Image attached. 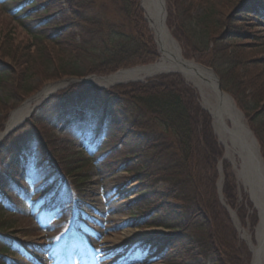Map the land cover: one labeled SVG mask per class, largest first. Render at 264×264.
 I'll list each match as a JSON object with an SVG mask.
<instances>
[{"label": "rangeland", "instance_id": "374dc122", "mask_svg": "<svg viewBox=\"0 0 264 264\" xmlns=\"http://www.w3.org/2000/svg\"><path fill=\"white\" fill-rule=\"evenodd\" d=\"M59 2L32 0L29 18L23 24L12 18L8 7H0V70L9 65L17 71L10 76L7 74V77L5 74L0 75V133L6 128L11 114L29 105L28 112L0 138V190L6 184L9 185V191H12L15 181L8 182L5 177L12 170L18 169L22 176L29 166L37 171L25 176L28 180L24 179L25 182L21 183L22 190L17 192L18 195L30 201L31 193L23 191V187H31L33 181L39 183L46 175H52L60 183L75 187V196L82 203L81 211H76L75 219L67 222L59 218L57 210L44 213L39 211L40 205H36L32 215L27 217L25 212L14 213L8 203L2 201L5 206L0 210V233L14 240L12 250L15 253L3 252L0 264H253L252 251L239 228L255 242V226L259 220L257 210L250 198L249 187L239 173L240 159L236 153L227 152L215 129L214 120L213 133L222 147L215 181L219 208L215 212L217 216L208 218L206 223L209 233L221 241L218 260L204 253L209 251L210 243L208 251H201V248L195 246L197 239L201 238V242H205L204 232L185 227L174 231L167 225L162 209L166 203L178 209L179 202L162 194L159 196L158 192L168 191L167 185L147 180L138 170V158L135 153L131 154L127 141L135 135L131 141L134 146L139 144L141 134L136 131L141 129V121L133 118L139 112L132 107L131 102L126 101L127 95L119 88L128 83L106 86L99 93H91L79 99L82 109H91L94 113L95 121H99L103 115L109 122L107 130L103 128L107 137L96 139V135H93L86 140L75 137V134L73 136L69 122L75 123L76 119H83V116H74L71 111L60 110L63 99L56 97L59 99L55 100L57 106L52 101L57 92L73 83L63 87L51 86L70 76L41 81V67L35 68L32 63L34 68H29L37 48L34 47L35 39L28 29L34 34L39 27H43L37 26L41 19L57 15ZM257 2L164 0V10L165 24L170 12L171 21L179 31H185L190 20L207 14L209 9L215 11L211 20L218 25L217 32H226L232 39L227 42L235 44V49L239 51L238 59L242 64L236 92L238 101L251 112L245 114L238 107L235 97L227 93L244 114L264 163L261 142L257 137L259 132L264 144V17L253 14L252 9ZM41 9L47 10L44 12ZM108 9V17L116 19L113 9ZM145 22L154 37V31H150L148 22ZM166 26L171 33V29ZM50 27L53 25L45 26V31H50ZM44 41L54 51H58L60 45H54L46 39ZM176 42L183 58L195 62L194 58L184 57L182 45ZM155 45L158 55L152 62L159 58L158 45ZM187 82L197 94L200 107L205 109L200 92L191 82ZM94 128L92 125L90 131L96 134ZM150 143L149 146L153 144ZM103 154L100 161H93V157ZM44 160L46 164L40 167ZM224 162L229 165L235 180V206H230L222 193ZM70 168L75 171L66 172ZM52 170L59 174H53ZM76 171L80 172L79 177H76ZM253 214L255 219L252 218ZM75 226L86 228L84 240L91 244L90 251L83 249L76 240L64 247V240L74 239ZM3 241L0 239V248L4 245ZM146 244L154 245L153 251H139V245Z\"/></svg>", "mask_w": 264, "mask_h": 264}, {"label": "trees", "instance_id": "16d2710c", "mask_svg": "<svg viewBox=\"0 0 264 264\" xmlns=\"http://www.w3.org/2000/svg\"><path fill=\"white\" fill-rule=\"evenodd\" d=\"M11 2L19 5L18 11L11 14L12 18L23 24L29 18L32 0ZM108 8L113 9L116 19L108 17ZM41 10L46 12L47 9ZM252 11L254 15L263 14L264 0H258ZM57 12V15L41 19L37 26L43 27H39L36 33L28 29L37 48L29 68H34L32 63L35 68L41 67V81L92 73L105 75L119 68L152 62L158 55L139 0H60ZM214 14L215 11L209 9L207 14L190 20L185 31H179L169 12L167 25L182 45L183 55L212 67L220 78L222 88L234 96L238 107L248 114L251 111L238 101L236 92L242 64L238 59L239 51L235 49V44L227 42L232 39L226 32H217L218 25L211 20ZM47 25H53L50 31H45ZM45 39L60 45L58 51L46 45ZM5 68L0 70V75L7 77V74L17 73L12 66ZM119 88L127 95L126 101L131 102L139 112L133 118L141 121V129L136 133L141 134L142 140L136 146L131 141L135 135L128 137L127 141L131 154L135 153L138 158V170L147 180L167 185L168 191L158 192L159 196L162 194L179 202L178 209L168 203L162 209L167 225L174 231L185 227L204 232L205 242L197 239L195 246L202 251L207 250L210 243L209 251L204 253L218 260L221 241L209 233L206 222L208 218L217 216L215 212L219 208L215 181L222 147L213 133L209 114L200 107L194 89L179 73L160 74L144 82L123 84ZM99 91L102 90L74 83L57 92L52 101L55 106L57 98L63 99L60 106L61 110H65L68 105L79 104L80 98ZM257 137L264 156L259 132ZM150 142H153L151 146ZM73 171L75 169L66 170L68 173ZM78 174L80 172L76 171L75 175ZM223 174L222 193L226 202L235 206L236 184L225 162ZM252 218L255 219L254 214ZM7 250L3 245L0 254Z\"/></svg>", "mask_w": 264, "mask_h": 264}, {"label": "bare ground", "instance_id": "6f19581e", "mask_svg": "<svg viewBox=\"0 0 264 264\" xmlns=\"http://www.w3.org/2000/svg\"><path fill=\"white\" fill-rule=\"evenodd\" d=\"M162 4L163 0H142L146 18L151 30L154 31L159 46V62L149 66L120 70L102 78L94 77L90 83L107 86L115 82L142 79L159 72L161 62L170 63L174 68L183 72L186 79L200 92L202 105L211 113L215 129L226 146L227 152L232 151V153L244 156L242 148L249 147L250 155L258 172L255 179L252 178L248 181L250 198L259 214L260 225L255 229V242L245 234L244 230L238 228L253 253L252 263L264 264V253L261 252V247L264 246V163L259 154L257 142L247 126L244 114L230 95L219 89L214 73L183 58L179 45L165 25ZM28 108L29 105L26 104L16 110L6 123L7 129L22 118L28 112Z\"/></svg>", "mask_w": 264, "mask_h": 264}, {"label": "water", "instance_id": "95a60500", "mask_svg": "<svg viewBox=\"0 0 264 264\" xmlns=\"http://www.w3.org/2000/svg\"><path fill=\"white\" fill-rule=\"evenodd\" d=\"M162 8H163L162 9L163 10V15H165L164 14L165 11H164L163 4H162ZM160 67H161V70L159 72H157V73L176 71V72H180L184 76V74H183V72L181 70L175 69L173 67V65L170 64V63L161 62L160 63ZM203 68L209 69L208 67H205V66H203ZM94 77L95 78L96 77L102 78L103 76H97V75L92 74V75H88V76H84V77H68V78L62 79V80H60L58 82H55L51 86L63 87V86H66L67 84H70V83H86V84H90V80L92 78H94ZM216 79H217L218 87L221 88L219 80H218L217 77H216ZM139 80H141V79H139ZM115 83H117V82H115ZM7 130H9V128L7 129V126H6V130L0 135V137H2L4 134H6ZM242 151L244 153L243 154L244 156H242L241 154L238 155V157L240 159V170H239V173L242 176L245 184L248 186V181L251 180L252 178L255 179L256 178V174L258 172L256 170V167H255V164H254V160L252 159V157L250 155L249 147L244 146L242 148ZM259 225H260V223L258 222L257 226L259 227ZM261 252H262V254L264 253V246L261 247Z\"/></svg>", "mask_w": 264, "mask_h": 264}]
</instances>
